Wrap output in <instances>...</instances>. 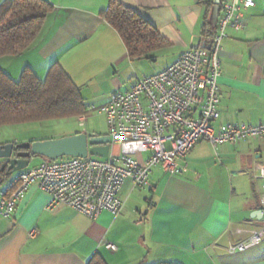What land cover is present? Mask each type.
<instances>
[{"label":"crops","instance_id":"1","mask_svg":"<svg viewBox=\"0 0 264 264\" xmlns=\"http://www.w3.org/2000/svg\"><path fill=\"white\" fill-rule=\"evenodd\" d=\"M46 1L54 10L42 31L21 55L1 58L0 67L14 81L26 67L44 80L58 64L80 88L87 108L106 104L113 93L130 89L137 77L161 72L182 53L205 47L204 29L209 37L216 29L209 23L216 0H117L170 43L148 59L131 60L119 34L101 16L110 0ZM253 1L255 7L244 11L245 29L229 30L223 43L216 131L264 124V0ZM80 131L70 129L63 136ZM88 131L108 135V128ZM5 133L0 129V145L20 144ZM149 157L137 158L144 162ZM35 159L30 167L43 161ZM4 163L0 160V168ZM182 163L187 172L180 175L155 168L147 190H135L128 181L120 193L124 210L117 218L103 214L92 220L68 207L49 212V196L34 186L12 218L0 215V264H89L95 255L106 264H264V243L243 253L228 252L231 243L246 239L234 235L237 228L260 224L262 179L257 165L264 163V138L217 151L201 141ZM15 177L0 176V197ZM32 231L37 232L33 238ZM106 242L117 250H109Z\"/></svg>","mask_w":264,"mask_h":264},{"label":"built area","instance_id":"2","mask_svg":"<svg viewBox=\"0 0 264 264\" xmlns=\"http://www.w3.org/2000/svg\"><path fill=\"white\" fill-rule=\"evenodd\" d=\"M255 5L253 0L223 2L215 34L207 38L205 47L182 53L159 73L137 77L130 89L113 93L106 104L89 106L88 114L77 119L79 133L90 134V114L103 116L110 137L108 158L43 159L17 173L2 192L0 215L12 218L18 203L37 186L50 198L49 212L68 207L92 220L103 214L117 218L124 210L120 193L128 181L135 190H147L157 167L172 176L187 172L182 161L201 141L217 151L223 145L264 138V124L228 125L217 131L213 127L221 103L223 43L229 30L245 29L244 11ZM147 153L150 157L146 161L137 158ZM257 170L262 179L260 224L237 228L234 235L246 239L231 243L230 254L264 243V163L258 164ZM36 234L32 231L30 237ZM104 245L117 250L112 243Z\"/></svg>","mask_w":264,"mask_h":264},{"label":"trees","instance_id":"3","mask_svg":"<svg viewBox=\"0 0 264 264\" xmlns=\"http://www.w3.org/2000/svg\"><path fill=\"white\" fill-rule=\"evenodd\" d=\"M53 10L46 0L5 1L0 6V59L19 56L29 49ZM101 16L119 34L131 60L148 59L170 47L152 24L117 0H110ZM207 32L208 29H204L205 36L209 37ZM87 114L80 88L60 65L54 64L44 80L26 67L18 81L0 67V129L70 120ZM7 169L5 162L0 168L1 177H7ZM89 264L106 263L95 255Z\"/></svg>","mask_w":264,"mask_h":264},{"label":"water","instance_id":"4","mask_svg":"<svg viewBox=\"0 0 264 264\" xmlns=\"http://www.w3.org/2000/svg\"><path fill=\"white\" fill-rule=\"evenodd\" d=\"M222 0H216L209 23L216 28ZM110 153V137L78 133L60 139L0 145V160L7 163V176L30 167L33 159L56 161L63 158L86 159L89 156L106 159Z\"/></svg>","mask_w":264,"mask_h":264},{"label":"rangeland","instance_id":"5","mask_svg":"<svg viewBox=\"0 0 264 264\" xmlns=\"http://www.w3.org/2000/svg\"><path fill=\"white\" fill-rule=\"evenodd\" d=\"M162 63V59L158 61V65ZM13 127H5L2 128L3 131H5L8 138L14 140L17 139V141L22 143L26 142H35V141H46V140H53V139H60L67 136H63L65 132H68L70 129H79V124L75 120L72 121H52L49 124H38L36 127H34V124L32 126L27 127H19L23 128L18 131L15 129H12ZM87 128L90 131H104L107 129L106 120L103 116H99L96 113L91 114L88 120ZM9 130H12L14 133H7ZM3 133V132H2ZM29 139V140H25ZM35 160L33 159L32 165L35 164Z\"/></svg>","mask_w":264,"mask_h":264}]
</instances>
